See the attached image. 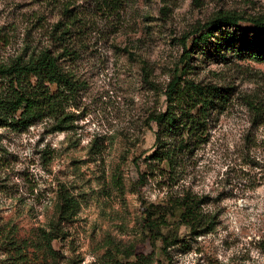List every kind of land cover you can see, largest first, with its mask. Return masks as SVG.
<instances>
[{"label": "rangeland", "instance_id": "1", "mask_svg": "<svg viewBox=\"0 0 264 264\" xmlns=\"http://www.w3.org/2000/svg\"><path fill=\"white\" fill-rule=\"evenodd\" d=\"M227 15L243 20L214 29ZM257 19L264 0H0V68L60 54L55 37L69 27L63 65L76 84L65 123H0V264H264ZM185 62L184 80L230 96L169 185L166 164L147 160L148 118L164 109L161 92ZM182 190L196 198L191 225L171 213L160 234L148 230L145 209L168 211ZM62 197L75 204L68 213Z\"/></svg>", "mask_w": 264, "mask_h": 264}, {"label": "trees", "instance_id": "2", "mask_svg": "<svg viewBox=\"0 0 264 264\" xmlns=\"http://www.w3.org/2000/svg\"><path fill=\"white\" fill-rule=\"evenodd\" d=\"M243 18L237 16H221L214 21V29L224 27L235 28ZM260 28L264 36V21L251 20ZM69 33L60 30L57 41L62 52L55 54L50 49L41 51L27 60L17 59L7 67L0 68V78L7 80L6 93L0 98V123L28 128L44 120L65 123L64 106L68 103L69 95L76 90L72 75L64 67V58L73 55L71 47L64 42V35ZM208 38L202 36L198 41ZM228 41H235L233 33L226 35ZM256 43L264 44V37ZM196 45V42H193ZM185 53H187L184 48ZM264 60V57L259 58ZM176 69L173 77L161 92L164 96L165 107L161 111L151 113L148 123L155 127L154 151L147 157L150 165L166 164L164 175L169 179V185H176L179 174L185 165V157L200 137V132L206 126L213 112L224 110L229 101V89L216 85H201L184 80L185 69ZM150 167V166H149ZM152 167V166H151ZM195 196L189 190H182L169 198L168 211L155 212L145 209V225L147 229L160 234L161 228L167 226L166 218L178 213L184 225L190 226V216L195 209ZM62 213H68L74 208L70 198L62 197ZM192 227V226H191Z\"/></svg>", "mask_w": 264, "mask_h": 264}]
</instances>
